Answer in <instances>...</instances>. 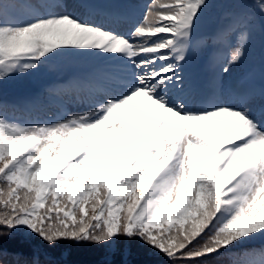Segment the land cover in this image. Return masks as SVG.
<instances>
[{"label": "snow or ice", "instance_id": "1", "mask_svg": "<svg viewBox=\"0 0 264 264\" xmlns=\"http://www.w3.org/2000/svg\"><path fill=\"white\" fill-rule=\"evenodd\" d=\"M223 5L198 38L210 0H155L127 34L60 11L64 0H0V81L61 55L110 57L125 73L57 123H21L0 102V264H67L65 245L95 250L74 264H132L121 244L133 242L136 264H264V107L173 94L189 57L212 53L227 74L264 32V0Z\"/></svg>", "mask_w": 264, "mask_h": 264}, {"label": "rangeland", "instance_id": "2", "mask_svg": "<svg viewBox=\"0 0 264 264\" xmlns=\"http://www.w3.org/2000/svg\"><path fill=\"white\" fill-rule=\"evenodd\" d=\"M64 2L67 5H69V7L65 8V9H60V11H70L75 16H77L81 19L90 20L89 19L90 13L86 12L87 10H86V7L83 4L82 0H78V1L77 0H64ZM131 2L138 4L140 6V9H141L140 13L135 14V19L133 20V22L138 24V23L142 22L144 13L147 11L148 7L155 2V0H129L126 2V4L129 5ZM109 4H111L113 6L115 3L109 2ZM125 5H122L121 3H117V5H115V7H117V9H119V10L121 8H123L125 10H130ZM130 11H132V10H130ZM106 26L112 27L115 30L122 32V33H125V34H127L129 32V30L133 27V26H127V27L121 26L120 23H118V22H111ZM71 56L78 59V61H77L78 64L74 65L72 68H70L69 74L68 73L65 74V78L68 80H70L74 75H80L81 74V73L76 74V72L79 68V64L83 65V68H82L83 72L86 70H89V68H93V69L97 70L98 73H100V72H102V68H101L102 66H104V67L109 66L108 63L101 64V63L94 62L97 60H101L103 58V56H96V55H86V56H84V55H71ZM90 60H92L93 62H91ZM222 60H223V56L221 55L219 57L218 62H222ZM108 61L112 62L117 67V69L119 70V71H115L114 75H112V76L110 75L108 78V81H109V79H112L113 81H118L119 83H124V82L120 81V79H119V78H122L125 76V74L122 73V69H123L122 63L113 59V58L109 59ZM188 63L191 64V63H195V62L193 60L187 61L183 65L182 72L185 68V65ZM235 68H236V64L231 66L230 72H231V70H234ZM185 70H187V69H185ZM185 70H184V72H185ZM229 73L224 74L221 72V75H222V77H224V76L228 75ZM186 74H188V72H186ZM184 76L186 77L185 74L183 75V77ZM214 84L220 86V85H222V82L219 83V81H215ZM183 92L186 93L184 88H183L182 92L176 93L174 91L173 94L182 95ZM225 93H226V91H225ZM225 93H223L220 97H217L218 103H224L226 101L225 100ZM0 97L6 99L9 103H11V102L20 103V102L26 100V98L28 97V92L14 91V90H0ZM184 98L187 101L189 107L198 108L196 106V103H197L196 93H195V96L193 99H186V97H184ZM234 98L238 99V97H234ZM51 100H56L59 103V106L57 107V106L53 105L51 103ZM46 101L48 102V104H46V107L42 108V110H45V111L53 110V111L64 112L63 118L56 119V113H54V112L48 113L47 112V113H43L42 115L38 116L33 121V124L57 123V122H61L62 120L66 119L68 116L75 115L78 113H83L85 111L90 110L88 104L81 102L80 98H77V97H75L73 95H69V94H66L64 97H60V96H52L51 97V96H49L46 98ZM232 101L234 102L236 100L234 99ZM48 116H49V118H48ZM15 119H18V117H16Z\"/></svg>", "mask_w": 264, "mask_h": 264}, {"label": "trees", "instance_id": "3", "mask_svg": "<svg viewBox=\"0 0 264 264\" xmlns=\"http://www.w3.org/2000/svg\"><path fill=\"white\" fill-rule=\"evenodd\" d=\"M211 2L212 1L210 0V3ZM214 3L217 7H221L224 3H226V0H215ZM40 211H43V209ZM89 215H91L90 207ZM17 235L18 237L25 236L26 233H18ZM260 243V240L256 242L257 245ZM121 246L130 249L131 255L128 257V259L132 262V264H136L138 260L144 259L142 254V246L139 244V242H133L131 244L122 243ZM55 255L57 257H62L67 262V264H74L76 261L96 258L95 250L87 245H65L58 249ZM152 264H158V260L156 258H152ZM224 264H226V262H224Z\"/></svg>", "mask_w": 264, "mask_h": 264}]
</instances>
